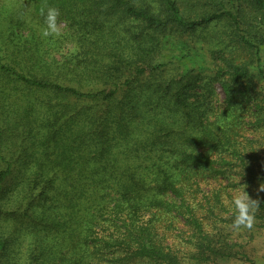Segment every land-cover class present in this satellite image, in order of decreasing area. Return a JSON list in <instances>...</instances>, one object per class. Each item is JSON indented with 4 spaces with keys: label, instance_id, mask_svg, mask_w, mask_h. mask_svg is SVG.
<instances>
[{
    "label": "trees",
    "instance_id": "1",
    "mask_svg": "<svg viewBox=\"0 0 264 264\" xmlns=\"http://www.w3.org/2000/svg\"><path fill=\"white\" fill-rule=\"evenodd\" d=\"M150 1L154 0L82 2L91 7L85 15L90 17L91 28L87 32L92 36L83 35L81 28L76 41L88 50L78 53L76 61L60 62L62 65L56 67L58 74L39 65L46 73L32 76L0 60V70L6 76L26 87L51 89L60 94L59 102L63 100L51 105L37 98L38 104L35 97L26 96L24 110L16 121L17 131V124L25 118L24 126L31 130L35 113L44 111L43 117H51L41 143L49 148L58 144V136H63L55 162L32 167L29 154L26 157L24 152H13V160L0 154V220H12L9 227L0 228V264H5L2 260L8 247L11 250L17 241L24 263L18 259L6 264H189L192 255L203 260V264H217L216 256L229 253L231 245L222 236L217 216L224 212L223 222L233 219L230 201L236 194V145L229 143L230 137H219V141V132L210 133L207 127L202 135L176 129L167 141L170 130L163 124L174 121L173 112L167 121L155 114V128L134 131V118L140 116L137 108L141 103L135 101L139 96L133 97L132 93H140L136 78L144 77L152 80L157 113L164 104L172 103L171 111L183 114L180 123H198L203 129L201 107L194 99L188 103L180 92L197 85L200 76L192 68L180 78H185L184 82H175L173 77L179 75L175 73L155 85L157 79L166 77L163 70L162 75L156 74L165 64L156 37L148 35L152 36L148 53L130 62L125 51L112 42V32L118 26L112 20L128 17L145 27H163L164 23L189 30L222 18L234 26L230 30L236 36V27L245 15L243 3L248 2L252 26L257 31L250 40L240 30L238 39L255 49L257 70L264 76V0H158V6ZM144 31L140 29L137 35L141 42ZM29 49L28 55L38 58L34 54L37 50ZM183 59L186 58L177 60ZM204 63L203 60L205 66ZM218 70L231 76L222 80L229 100L236 80L253 75L235 63ZM61 76L72 81L85 79V89L61 83ZM92 109L94 115L90 116ZM78 124L72 146L76 149H70L65 130ZM85 129L94 132L88 134ZM20 158L23 160L17 163ZM218 176L226 178L227 183ZM203 180L216 181L214 190H200ZM62 183L61 189L56 188ZM8 202L14 205L5 211ZM179 221L184 222L183 226L178 225ZM207 222L212 233L206 229ZM5 234L8 235L3 238Z\"/></svg>",
    "mask_w": 264,
    "mask_h": 264
},
{
    "label": "rangeland",
    "instance_id": "2",
    "mask_svg": "<svg viewBox=\"0 0 264 264\" xmlns=\"http://www.w3.org/2000/svg\"><path fill=\"white\" fill-rule=\"evenodd\" d=\"M84 1L0 0V60L32 76L46 73L39 65L48 66L53 69L51 73L58 74L56 67L62 65L60 62L64 60L76 61L79 58L78 53L81 55L83 51L86 53L88 50L87 46L76 41L81 28L84 29L83 35L92 36L87 32V29L91 28L90 17L85 15V10L91 7L89 3L84 5L82 3ZM150 3L158 6V0L150 1ZM44 4L56 6L61 12L58 21L59 32L49 37H43L40 31L43 18L39 16V8ZM243 7L245 15L241 16L239 27H236V36H233L232 30H230L234 26H230L229 22L222 18L200 23L196 28L189 30L164 23H162L164 28L161 26L156 28L154 25L145 27L139 20L128 19V17L112 20V22H118V26L112 32L114 35L112 42L114 41L119 48L125 51L130 62L142 58L148 53L146 49L152 42L150 40L152 36L148 35L153 34L156 37L161 60L165 63L163 67L156 70V74L163 70V76L166 77L157 79L155 85L157 83L161 85L169 79L167 76H171V74L173 76L175 73H179L173 77L176 78L175 82L177 80L184 82L185 78L183 80L180 78L184 77L187 74L186 71L192 68L195 74L200 76L197 85L185 87L180 92L182 95H186L185 100L188 103L193 102L194 99L201 107L204 118L203 129L198 123L197 125L185 121L183 124L180 123L183 114L179 115L177 111H171L172 103L164 104L160 114L157 113L158 104L151 93L152 80L144 77L136 78V83L141 85L140 93L136 91L132 93L133 97L139 96L135 101L141 103L137 108L140 116L134 118L137 121L134 131L136 132L137 128H141L142 131L155 128L157 127L156 119L153 121L155 114L167 121L168 116L173 112L174 121L170 125L163 124V128L170 130L171 136L166 139L167 141L172 139L176 129H181L184 134L192 132L201 133V135L207 131L210 133L216 131L219 132L217 136L219 141L223 136L225 139L230 137L229 143L236 145V172L233 174L236 176V193L242 189L250 199L257 202L254 209L255 219L251 229L243 228L237 231L233 229L232 221L223 222L221 220V215L223 216L224 212L217 216V224L223 230L222 236L231 245L228 254L215 257L217 264H264V76L260 75L257 70L255 49L241 43L238 39L240 30L242 33L245 32L250 40L257 31V27L252 26L250 19L251 5L247 2L243 3ZM188 16L195 17L194 14H188ZM109 17L112 16L107 17V23H109ZM140 29L145 30L142 36L144 43L137 36ZM134 35L136 37H133ZM29 48L37 50L34 54L38 58L28 55L31 53ZM214 50L217 51L216 54L213 53ZM179 57L186 59L178 62ZM203 60L205 66L202 64ZM139 63L141 64L142 61ZM229 63L246 67L253 73L247 78L236 80L231 100L228 99V92L222 85V80L231 79V76L221 73V70L219 73L217 72L219 68H226ZM262 64L264 72V62ZM59 81L82 89H85L86 86L85 79L72 81L70 77L61 76ZM247 82L249 84H246ZM59 95L51 89L26 87L0 70V154H5L9 160H13V152L16 154L24 152L25 156L29 154L30 156L26 157L30 161L32 160V167L36 163L55 162L56 160L53 159L57 156L58 149L62 148L63 136H58L60 139L58 144L53 143L49 148L43 147L41 143L44 132L49 129L48 124L51 117H43L44 111L35 113L32 116V124L35 123V126L31 130L28 129L29 126H24L25 118L17 124L20 129L17 131L16 121L24 110L23 101L26 96L35 97L38 104L40 102L37 98L48 104L57 103L55 105H58L63 101L59 102ZM69 98L72 100L70 96ZM88 114L93 116L94 110L92 109ZM128 116L130 117V114ZM205 127L208 129L207 131ZM78 128L79 124L72 126L69 130L64 129L67 135L65 142L70 143V149H76V146H72ZM84 132L93 134L94 131L85 129ZM225 149L226 147L223 149L224 153ZM22 160L20 158L17 163ZM243 160L247 166L244 165ZM228 169L230 170V168ZM217 178L222 179L223 183H227L226 178L220 176ZM11 182L9 181V184ZM215 185L216 181L203 180L200 190H214ZM62 186L63 183L56 188L61 189ZM16 187L19 189L18 186ZM13 205V202H8L4 210L10 211ZM1 219L3 221L0 220V228L11 225L12 220ZM209 223L206 225V229L212 233ZM183 224V221L178 223L179 226H183ZM6 235L8 234L3 235V238L7 237ZM28 235L26 236L28 237ZM12 244L11 250L8 247L9 251L3 257L2 261L5 264L17 262L20 259L17 248L18 241ZM190 257L189 264L204 263L194 255ZM20 261L24 263L23 258Z\"/></svg>",
    "mask_w": 264,
    "mask_h": 264
},
{
    "label": "clouds",
    "instance_id": "3",
    "mask_svg": "<svg viewBox=\"0 0 264 264\" xmlns=\"http://www.w3.org/2000/svg\"><path fill=\"white\" fill-rule=\"evenodd\" d=\"M39 16L43 18L40 25L43 37L58 34V21L61 16L58 7L44 4L39 8ZM256 206L257 202L255 200L250 199L242 189L239 190L230 201V208L233 214V229L237 231L243 228L251 229L255 219L254 209Z\"/></svg>",
    "mask_w": 264,
    "mask_h": 264
}]
</instances>
